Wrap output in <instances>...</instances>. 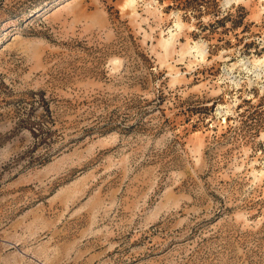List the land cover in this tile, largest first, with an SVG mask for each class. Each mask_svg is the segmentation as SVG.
<instances>
[{
	"label": "rangeland",
	"instance_id": "obj_1",
	"mask_svg": "<svg viewBox=\"0 0 264 264\" xmlns=\"http://www.w3.org/2000/svg\"><path fill=\"white\" fill-rule=\"evenodd\" d=\"M224 5L0 0V264H264V2Z\"/></svg>",
	"mask_w": 264,
	"mask_h": 264
},
{
	"label": "bare ground",
	"instance_id": "obj_2",
	"mask_svg": "<svg viewBox=\"0 0 264 264\" xmlns=\"http://www.w3.org/2000/svg\"><path fill=\"white\" fill-rule=\"evenodd\" d=\"M139 0H125V6L130 8L133 12H135L136 6ZM247 0H225L226 7H229L233 2H246ZM264 2V0H262ZM175 26L170 29L167 33V38L163 36L161 41L162 47L165 52L168 54L171 50L175 48V43L177 40L178 34L184 29L185 25L182 23L181 19H176ZM182 56H190L196 60L205 61L207 58V47L204 43L196 42L195 45H188L186 49L181 51ZM237 66V65H236ZM241 66H243V70L247 72H251L252 68L259 73L257 74L258 78L264 73V58L257 59L254 61L242 62ZM228 68V67H227ZM225 69V68H224ZM234 68L231 69L233 71ZM228 71V70H227ZM229 74V73H228ZM234 83V82H233ZM240 84V83H239ZM222 114V113H221ZM263 173V172H262ZM259 175V173H258Z\"/></svg>",
	"mask_w": 264,
	"mask_h": 264
}]
</instances>
